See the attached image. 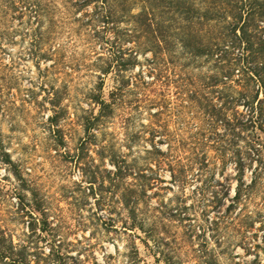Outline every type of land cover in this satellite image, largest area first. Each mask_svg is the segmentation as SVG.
I'll use <instances>...</instances> for the list:
<instances>
[{"label":"rangeland","instance_id":"374dc122","mask_svg":"<svg viewBox=\"0 0 264 264\" xmlns=\"http://www.w3.org/2000/svg\"><path fill=\"white\" fill-rule=\"evenodd\" d=\"M73 11L2 24L0 224L28 244L29 264H264V120L209 114L235 88L255 93L238 68L232 92L220 81L239 49L220 59L175 44L155 56L134 46L126 19L104 28ZM36 26L52 30L38 59ZM98 95L110 103L100 114ZM239 180L255 183L235 200Z\"/></svg>","mask_w":264,"mask_h":264},{"label":"trees","instance_id":"16d2710c","mask_svg":"<svg viewBox=\"0 0 264 264\" xmlns=\"http://www.w3.org/2000/svg\"><path fill=\"white\" fill-rule=\"evenodd\" d=\"M137 2L138 10L133 12V4ZM58 5L74 8V17L76 11L84 10V15L89 17V21L102 22L104 28L119 18L126 19L134 25L132 28L136 35L134 46L146 44L155 56L160 51L168 53L173 51L175 44H179L193 56L216 54L220 59L238 48L239 53L229 55L226 69H223L221 76L224 79L220 78V81L232 92L236 80L231 76L234 69L238 68L241 79L237 84L240 80L242 83L240 86L252 82L251 85L256 86L253 90L255 93L250 98H245L248 90L235 88L237 95L229 92L220 106L210 104L209 114L215 124L221 121L230 126L232 121L236 120L240 126H245L263 122L264 0H0V64L3 52L1 41L5 34L2 30L4 21L23 16L39 19L49 14L50 7ZM51 33L52 30L49 28L45 30L38 26L33 28L28 55L37 59L45 55L46 50L41 46L47 42ZM204 37H207V41ZM121 64H114V69L118 73L122 70ZM111 65L106 63V66L99 70V74L109 73ZM99 79L102 81L101 75ZM218 81L217 75L212 76L211 85ZM123 85V81L119 82L115 90H121ZM260 91L262 96L258 98L256 94ZM192 95L194 94L190 96ZM92 97L98 105L99 114L104 108L109 109L110 103L101 96ZM49 101L54 116L58 117L65 108L61 106L57 91L54 90ZM3 102V91L0 89V105L5 104ZM241 104L245 112L238 108ZM48 121L53 125L52 117L48 118ZM253 183L254 180L242 187L244 183L239 180L235 200L241 197L242 190L254 186ZM29 256L28 244L14 242L12 235L0 224V264H29Z\"/></svg>","mask_w":264,"mask_h":264}]
</instances>
